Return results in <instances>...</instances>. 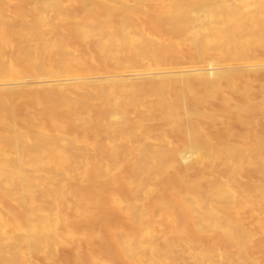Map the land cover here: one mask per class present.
Returning <instances> with one entry per match:
<instances>
[{
  "label": "bare ground",
  "instance_id": "6f19581e",
  "mask_svg": "<svg viewBox=\"0 0 264 264\" xmlns=\"http://www.w3.org/2000/svg\"><path fill=\"white\" fill-rule=\"evenodd\" d=\"M0 264H264V0H0Z\"/></svg>",
  "mask_w": 264,
  "mask_h": 264
}]
</instances>
